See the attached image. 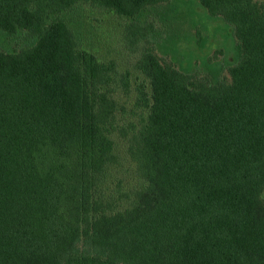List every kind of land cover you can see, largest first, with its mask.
I'll list each match as a JSON object with an SVG mask.
<instances>
[{
	"label": "trees",
	"instance_id": "1",
	"mask_svg": "<svg viewBox=\"0 0 264 264\" xmlns=\"http://www.w3.org/2000/svg\"><path fill=\"white\" fill-rule=\"evenodd\" d=\"M172 1L0 0V264H264V6L196 0L234 39L198 74L155 49Z\"/></svg>",
	"mask_w": 264,
	"mask_h": 264
},
{
	"label": "rangeland",
	"instance_id": "2",
	"mask_svg": "<svg viewBox=\"0 0 264 264\" xmlns=\"http://www.w3.org/2000/svg\"><path fill=\"white\" fill-rule=\"evenodd\" d=\"M264 6V0H257ZM177 5L173 10L172 5ZM168 7L170 16L167 21H162L160 16L152 14L149 21L152 30L156 34L155 49L159 54H167L164 57L173 59L179 66L189 72L204 74L210 68H225L234 59V39L231 29L218 18H211L198 5L196 0H178L161 7L158 11ZM103 19V20H102ZM89 23L92 25L89 32L93 35L95 46L99 50L107 48L109 56L114 58L120 70L131 69L133 55L125 47L120 37L111 31L123 25V21L116 18L102 17L97 13L90 14ZM118 21V22H117ZM117 23V24H116ZM97 36L98 41L95 40ZM171 39V47L165 48V39ZM22 46L20 40H6L3 47L19 49ZM106 48H105V47ZM170 50V51H169Z\"/></svg>",
	"mask_w": 264,
	"mask_h": 264
}]
</instances>
